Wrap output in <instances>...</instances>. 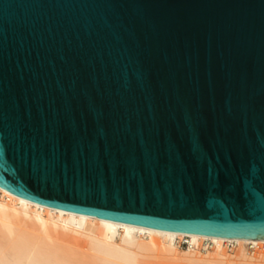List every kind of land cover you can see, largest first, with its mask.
<instances>
[{
  "label": "water",
  "instance_id": "obj_1",
  "mask_svg": "<svg viewBox=\"0 0 264 264\" xmlns=\"http://www.w3.org/2000/svg\"><path fill=\"white\" fill-rule=\"evenodd\" d=\"M0 187L264 239V0H0Z\"/></svg>",
  "mask_w": 264,
  "mask_h": 264
},
{
  "label": "bare ground",
  "instance_id": "obj_2",
  "mask_svg": "<svg viewBox=\"0 0 264 264\" xmlns=\"http://www.w3.org/2000/svg\"><path fill=\"white\" fill-rule=\"evenodd\" d=\"M0 264H264V239L107 219L40 204L0 187Z\"/></svg>",
  "mask_w": 264,
  "mask_h": 264
},
{
  "label": "rangeland",
  "instance_id": "obj_3",
  "mask_svg": "<svg viewBox=\"0 0 264 264\" xmlns=\"http://www.w3.org/2000/svg\"><path fill=\"white\" fill-rule=\"evenodd\" d=\"M181 244L183 247H185L186 246V240L184 239L183 241H181Z\"/></svg>",
  "mask_w": 264,
  "mask_h": 264
}]
</instances>
